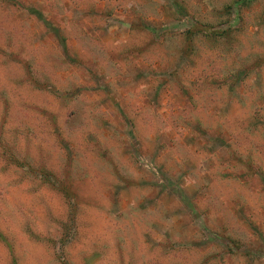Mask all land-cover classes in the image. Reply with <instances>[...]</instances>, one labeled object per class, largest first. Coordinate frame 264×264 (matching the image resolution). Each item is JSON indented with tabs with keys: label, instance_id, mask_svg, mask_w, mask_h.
<instances>
[{
	"label": "rangeland",
	"instance_id": "obj_1",
	"mask_svg": "<svg viewBox=\"0 0 264 264\" xmlns=\"http://www.w3.org/2000/svg\"><path fill=\"white\" fill-rule=\"evenodd\" d=\"M0 264H264V0H0Z\"/></svg>",
	"mask_w": 264,
	"mask_h": 264
}]
</instances>
